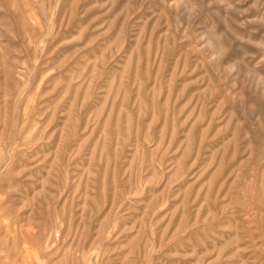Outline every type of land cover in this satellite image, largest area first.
I'll return each mask as SVG.
<instances>
[{"label":"rangeland","instance_id":"obj_1","mask_svg":"<svg viewBox=\"0 0 264 264\" xmlns=\"http://www.w3.org/2000/svg\"><path fill=\"white\" fill-rule=\"evenodd\" d=\"M0 264H264V0H0Z\"/></svg>","mask_w":264,"mask_h":264}]
</instances>
